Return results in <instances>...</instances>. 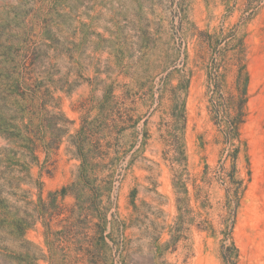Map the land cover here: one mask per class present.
<instances>
[{
  "label": "rangeland",
  "instance_id": "374dc122",
  "mask_svg": "<svg viewBox=\"0 0 264 264\" xmlns=\"http://www.w3.org/2000/svg\"><path fill=\"white\" fill-rule=\"evenodd\" d=\"M239 40L232 145L207 66ZM0 264H264V0H0Z\"/></svg>",
  "mask_w": 264,
  "mask_h": 264
},
{
  "label": "trees",
  "instance_id": "16d2710c",
  "mask_svg": "<svg viewBox=\"0 0 264 264\" xmlns=\"http://www.w3.org/2000/svg\"><path fill=\"white\" fill-rule=\"evenodd\" d=\"M205 34L206 38L201 39V43L205 44V47L214 51L217 54H220V49H217L218 45L221 43V40L214 39L213 35L208 32H202ZM226 36L225 38H227ZM224 38V40H225ZM231 54L226 64L211 62L208 64L210 74L208 75L207 82V93L208 97V109L211 115V119L214 124L218 127V130L223 135V143L230 142L232 145L235 144L234 141L240 142V126L245 122L247 115V102L249 99L248 94V84H249V75L247 72V65L244 57V44L242 40H239L232 46ZM227 55V54H226ZM225 55V56H226ZM224 59H222V62ZM223 68V73L219 72V68ZM233 71V79L226 90V93H223L224 87V72ZM212 72V75H211ZM186 86V83H185ZM172 116L176 119H181L185 121L184 115V102H179V100L173 99L172 107ZM87 126V125H86ZM84 125V128L86 127ZM78 131L79 134L85 135L83 129ZM80 135V136H81ZM81 138V137H80ZM85 138V136H82ZM81 138V145L84 148V139ZM236 148V147H235ZM233 148L232 154H227V157H232L233 163L231 166L230 173L226 174V178L233 185V195L236 197V204H238V190L241 181L236 180L234 177L235 174V163L234 160L237 157L238 149ZM223 151V150H222ZM84 159L82 164L83 172L87 171V163ZM67 186H63L59 192L61 196L64 197L68 194ZM227 197H229V189H227ZM59 206L53 205L51 208L52 214H58ZM105 219V217H104ZM101 224V223H100ZM99 224V225H100ZM225 258V256H224Z\"/></svg>",
  "mask_w": 264,
  "mask_h": 264
}]
</instances>
